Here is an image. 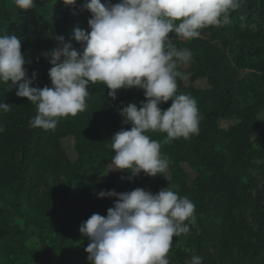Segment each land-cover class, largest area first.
<instances>
[{"label":"trees","instance_id":"trees-1","mask_svg":"<svg viewBox=\"0 0 264 264\" xmlns=\"http://www.w3.org/2000/svg\"><path fill=\"white\" fill-rule=\"evenodd\" d=\"M84 3L36 0L20 11L14 0H0V35L21 38L28 77L36 73L30 87L51 86L43 53L62 46L57 37L81 50L74 29L90 31ZM169 38L193 53L180 69L178 93L196 99L200 121L189 139L165 143V133H147L169 159L165 177L141 172L129 180L131 173L111 171L110 140L131 128L121 110L139 107L142 89H120L113 99L104 84H89L87 109L45 131L30 127L37 109L16 95L18 84L0 83V102L10 104L0 111V264H90V240L79 228L93 214L106 216L117 200L98 197L100 191L155 194L168 187L195 205L189 234L173 237L170 264H186L185 249L202 264H264V0H241L228 23L202 29L199 38Z\"/></svg>","mask_w":264,"mask_h":264},{"label":"clouds","instance_id":"clouds-1","mask_svg":"<svg viewBox=\"0 0 264 264\" xmlns=\"http://www.w3.org/2000/svg\"><path fill=\"white\" fill-rule=\"evenodd\" d=\"M76 6L77 0H62ZM241 0H85L81 10H88L90 31L74 29L80 43L77 51L63 37L62 46L43 55L52 65L48 76L51 86L30 87L21 38L0 35V83L18 84L16 95L34 104L37 114L30 127L55 131L61 118L76 116L88 107L89 84L102 83L116 98L120 89H142L146 100L137 107L129 104L121 110L130 130L116 132L110 142L114 151L111 170L143 172L164 176L169 159L161 154V143L149 132L165 133V143L199 134L200 115L195 98L178 93L181 67L192 60V51L178 48L169 36L191 40L201 30L220 27L239 9ZM20 11L33 9L36 0H14ZM171 100L166 110L160 105ZM0 111H10V104L0 102ZM2 131V129H0ZM165 177V176H164ZM124 177H122L123 179ZM98 197H116L106 216L93 214L79 228L90 243L85 248L90 264H170L173 237L188 235L195 205L169 187L157 193L136 188L130 192L100 191ZM186 264H202V258L185 249Z\"/></svg>","mask_w":264,"mask_h":264},{"label":"rangeland","instance_id":"rangeland-1","mask_svg":"<svg viewBox=\"0 0 264 264\" xmlns=\"http://www.w3.org/2000/svg\"><path fill=\"white\" fill-rule=\"evenodd\" d=\"M196 85H197V84H196ZM69 140H70V138L67 139V141L65 142L66 149H67L68 154H70V155H74L73 146L71 145V143H70ZM112 167H113V166H111V168H112ZM185 168H186L187 171H189L187 167H185ZM111 171H113V170H111ZM189 172H190V171H189Z\"/></svg>","mask_w":264,"mask_h":264}]
</instances>
